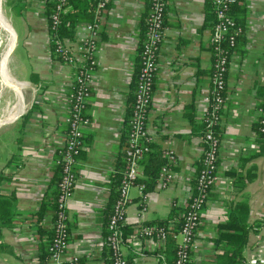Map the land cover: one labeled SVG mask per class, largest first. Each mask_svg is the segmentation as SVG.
<instances>
[{"label":"crops","instance_id":"crops-1","mask_svg":"<svg viewBox=\"0 0 264 264\" xmlns=\"http://www.w3.org/2000/svg\"><path fill=\"white\" fill-rule=\"evenodd\" d=\"M48 1L0 0L9 23H0V199L10 206L9 222L0 224V242L6 245L0 264H42L35 213L57 192L55 161L68 131V93L75 74L52 47L57 42L72 45L87 34V22H78L71 37L59 38L50 26ZM210 1L167 0L146 128L153 151L162 154L170 149L177 160L172 181L165 185L157 181L148 192L141 160L142 175L130 189L124 221L122 252L132 257L131 264H168L155 239H143L142 255L135 256V227L166 220L173 208L185 209L201 169V123L213 64ZM107 3L85 109L89 120L83 129L84 150L67 202L69 237L62 262L73 256L82 264H106L107 259L104 212L123 152L141 20L149 12V0ZM243 3L242 35L229 59L219 124L217 179L195 235L198 245L192 259L197 263L213 260L216 227L233 213L249 227L245 260L264 264V144L255 139L254 131L258 93L264 86V0ZM71 9L69 5L66 13ZM40 225L53 228L52 211L45 212ZM174 240L179 244L182 238L177 235ZM45 264L58 263L48 259Z\"/></svg>","mask_w":264,"mask_h":264},{"label":"built area","instance_id":"built-area-1","mask_svg":"<svg viewBox=\"0 0 264 264\" xmlns=\"http://www.w3.org/2000/svg\"><path fill=\"white\" fill-rule=\"evenodd\" d=\"M54 8L50 14V26L56 28L62 16L68 9L67 0H53ZM233 0H214L215 23L211 43L213 44V72L210 75V89L206 96L207 110L202 115L205 124L203 133V147L201 157V169L195 180L193 193L187 204L184 220L180 228L181 242L178 244L175 264H185L190 260L187 247L197 248V241L192 239L193 227L198 220V211L207 200L208 193L212 190L217 179L218 152L220 139L215 132V126L220 124L222 108L224 104L223 91L226 86V73L228 59L222 47V41L230 36L231 44L233 37L239 31L233 17L229 14L230 3ZM106 0H99L94 12L93 22L86 24L87 34L79 41L65 44L57 42L55 52L62 60L74 68L75 74L70 91L68 93V116L66 118L68 131L63 146L58 149L56 164L62 166V174L58 182V208L59 213L53 221L52 227L56 230V237L50 248L49 260L60 264L67 246L64 238L67 236L65 221L67 220V202L74 189L76 174L74 167L78 162L77 155L83 147V129L88 123V118L82 114L92 78V69L96 65L94 54L97 48L100 29V18L105 9ZM167 0H150V11L147 17V29L141 50V68L137 78L134 111L131 118V133L128 138L129 149L127 150L126 166L118 194L112 206V212L108 220L107 244L112 248L113 264H127L122 246L125 242L122 225L125 221L126 207L130 202V189L136 185L137 179L142 175L141 160L152 148V136L148 133L147 117L151 105V87L156 71V52L164 38V14ZM261 130L264 132V110H259ZM166 158V164L160 169L157 181L165 185L174 177L173 167L176 165V155L170 149L162 151ZM140 188L143 189L142 186ZM133 245L137 248L135 256L142 255V240H156L158 246L163 245L166 238V229L152 224L141 223L135 227ZM70 264H78L76 256L71 257ZM242 264H252L244 261Z\"/></svg>","mask_w":264,"mask_h":264},{"label":"trees","instance_id":"trees-1","mask_svg":"<svg viewBox=\"0 0 264 264\" xmlns=\"http://www.w3.org/2000/svg\"><path fill=\"white\" fill-rule=\"evenodd\" d=\"M98 2L99 0H67V5L68 6L72 5V9L62 16L60 24L56 28H53L54 33L57 36H59V38L71 37L76 23L93 22V16H94L93 13L97 7ZM108 5L109 4L107 3V0H106L104 7L107 8ZM46 6H47L48 16H50L54 8V1L49 0ZM210 6H211V11H212L211 13L213 14V17H214L213 18L214 20L212 22V25L214 26L215 19H216L215 13H214V0L210 1ZM166 10H167V7L165 9V14H166ZM149 11H150V0H149ZM245 11L246 9H245L243 0H233L230 3L229 14L233 17L236 27H238L239 31L233 37V44H231V40H229L230 39L229 35L226 36L222 41V47H223L224 53L228 56L227 65L229 64L230 56L233 54V52L237 51L239 47V42L241 40V35H242V26H243V20L245 17ZM148 14L146 15V17H143L141 20V34H140V41L138 43V58H137L138 64L136 65L133 92L131 96V102L127 108L125 127L123 129V135H122V140H121L123 152L120 154L117 160L116 172L112 174L111 184H110L111 190H112L110 202L108 204V207L106 208L107 209L106 212H104L106 213L105 215V234H104L105 235L104 245H105V248L107 249L106 264H113V260H114L112 248L107 244V236L109 234V231L107 229V224H108V220L111 215V212H112L113 203L118 194V187L121 182L123 172L126 166L127 150L129 149L128 138L131 133V123L130 122H131V118H132L133 111H134L136 84H137L138 74L141 68V50L143 46V41L145 39L146 29H147ZM165 14H164V18H165ZM211 47L213 49L212 43H211ZM52 48L54 50L55 45H53ZM55 54L58 57H60L57 53ZM213 70L214 68L212 66L210 75L212 74ZM154 77H155V74H154ZM154 77L152 81L151 92L153 90ZM226 77H227V73H226ZM225 91H226V86L222 93L224 96V100H225ZM89 95H90V88H89V94L87 96V101H88ZM258 100L259 101L256 105L257 109L264 110V86H262L259 89ZM87 103L85 104L82 114L84 115V117L88 118V116L85 114ZM201 124H202L201 127L203 129V133H204L205 124L203 123V121ZM262 126L263 124L261 123V116L259 115L257 120L254 122L255 139L259 143L264 144V132L261 130ZM215 132L219 137V125L215 126ZM202 140H203V137H202ZM84 141H85V134L83 135V147L82 149H80L77 155V158L80 157L81 153L84 150ZM202 143L204 147L205 144L203 141ZM152 147L153 146L151 145V148ZM262 152L264 153V150ZM142 163L144 165V172L147 174L149 178L146 181L145 187H144V191L148 192L154 187V184L157 182L160 169L163 165L166 164V158L161 154V151H153L152 149L149 153H147L144 156ZM55 168H56V174L59 173V177L56 176L57 192L55 191V194L53 195L49 203L47 204L42 203L40 209L35 213L36 214L35 226L41 238L40 244H39V249L41 252L39 255V262L42 264H45L46 261L50 258V255H51L50 248L52 247L53 240L56 237V230L54 227L48 230V229H43L40 225V220L46 211L48 210L52 211L53 221L57 218V215L59 213L58 202H57V198L59 195L58 182L62 174V166L56 164ZM136 183H138V181ZM209 193H208V196H209ZM189 201H190V198H189ZM203 206L198 211V220L195 223L193 227V231H192L194 234V237L192 236V239H195L196 241L197 239L195 235H196L197 228L201 225V211H202ZM186 211H187V206L185 207V209L173 208L170 213L171 215L169 216L168 219L156 220L155 223L152 224V225H156L157 227H163L164 229H166V238L164 240L163 245L160 246V251L162 253V256L166 255L168 264H175L178 244L175 243L174 238L177 235H180V228L182 226ZM9 220H10V206L8 204L3 203L0 199V224H7ZM65 228H66L67 236L64 238V240L67 242L68 237H69V228H68L67 220L65 221ZM122 229L124 231V224L122 225ZM216 230H217L216 236L212 238V242L215 247V254H214L213 260L202 261L199 263L193 261L192 254L195 251V249H192L190 246H188L186 249L189 253L190 260L187 261L185 264H242L244 261H246L243 255V250L247 242L249 227L245 224L240 223L237 217L235 216V214L231 213L228 220L218 225L216 227ZM42 237L45 239H42ZM124 237H126L125 233H124ZM5 248H6V245L0 242V251L4 250ZM125 259H126L127 264H131V259H132L131 256L129 257L125 256ZM61 264H70V263L67 260V261L61 262ZM78 264H82V261L80 258H78Z\"/></svg>","mask_w":264,"mask_h":264},{"label":"bare ground","instance_id":"bare-ground-1","mask_svg":"<svg viewBox=\"0 0 264 264\" xmlns=\"http://www.w3.org/2000/svg\"><path fill=\"white\" fill-rule=\"evenodd\" d=\"M4 16L5 15H3V12H2L1 7H0V23L5 24L7 26V24H9V23Z\"/></svg>","mask_w":264,"mask_h":264}]
</instances>
